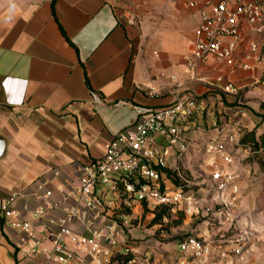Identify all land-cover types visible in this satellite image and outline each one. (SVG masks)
<instances>
[{"label": "crops", "instance_id": "obj_1", "mask_svg": "<svg viewBox=\"0 0 264 264\" xmlns=\"http://www.w3.org/2000/svg\"><path fill=\"white\" fill-rule=\"evenodd\" d=\"M191 1L0 0V139L5 142L0 264H46L54 252L51 234L60 231L68 209L79 207L75 192L83 171L146 112L179 99L195 100L200 113L186 128L188 151L198 140L192 130L205 122L231 121L229 113L244 117L247 132L264 135V36L244 24L233 63L210 58L192 67L203 6L192 8ZM230 84L233 89L226 91ZM251 167L258 173L257 166ZM44 183L53 191L50 202L60 207L37 219L35 212L46 208L38 191ZM14 196L21 219L33 225L30 234L14 229V219L1 212ZM198 198L204 203L203 195ZM178 214L184 215H172ZM95 222L111 224L104 218ZM238 223L249 228L239 218ZM71 229L88 235L79 222ZM224 229L195 230L194 237L231 248L237 232ZM127 237L133 247L128 264H175L180 256V242L173 250L165 246L164 255L152 243L134 244L135 231ZM68 247L85 257L70 242ZM122 259L86 257L85 264H122ZM246 264H256L251 254Z\"/></svg>", "mask_w": 264, "mask_h": 264}, {"label": "built area", "instance_id": "obj_2", "mask_svg": "<svg viewBox=\"0 0 264 264\" xmlns=\"http://www.w3.org/2000/svg\"><path fill=\"white\" fill-rule=\"evenodd\" d=\"M203 6L201 23L196 30L191 65L210 58L233 63L241 40V27L246 24L259 36H264V0H192L190 7ZM257 50L256 45L251 46ZM222 81V79H219ZM233 89L230 84L226 91ZM200 113L193 99H179L172 106L142 114L133 128L124 130L105 145L104 157L83 171L75 192L78 208L68 209L60 224V231L51 234L54 252L47 255L46 264H85V258H127L133 254L127 237L128 219L133 216L170 209L172 214L183 213L194 217L209 216L213 208L204 207L202 200L182 187L163 179L165 171L180 178L178 163L188 151L184 143L189 121ZM232 139V138H231ZM206 152L223 160L211 175L208 197L213 202L215 217H220L237 232L233 247L222 248L198 237H187L179 244L180 256L175 264H246L251 254L253 238L249 228L238 226L235 210L240 200V177L231 170L233 159L224 144L210 143ZM46 208L36 211L37 219H45L60 207L50 202L53 191L44 183L38 187ZM3 204L1 212L14 219L11 226L30 234L33 225L22 220L14 207L15 198ZM67 199H64L66 202ZM108 219L110 226L96 224ZM119 221H124L120 224ZM79 222L86 226L88 235L79 236L71 225ZM53 222L47 223V226ZM68 242L85 257L73 252ZM40 246V243L36 244Z\"/></svg>", "mask_w": 264, "mask_h": 264}, {"label": "rangeland", "instance_id": "obj_3", "mask_svg": "<svg viewBox=\"0 0 264 264\" xmlns=\"http://www.w3.org/2000/svg\"><path fill=\"white\" fill-rule=\"evenodd\" d=\"M114 1L117 4H127L125 0ZM234 113L228 114L231 121L218 120L213 121V123L205 122L198 125L192 130L197 133L198 137V140L192 141L193 147L185 153L181 161H176L177 155L173 157L178 163L176 168L179 170V179L184 184V189L197 197L203 195L204 203L202 205L205 208L206 206L213 208L212 213L208 217L204 213L191 219L184 215H172L158 223H155V214L146 212L140 215L141 218L133 215L128 219L127 231L125 230V232L126 234L128 231L137 232V239L133 241L134 244L140 246L144 243H152L156 248L164 249L162 253L165 255V246L172 250L175 249L178 243L187 237L196 236L195 230L209 232L211 229L226 228L224 230L233 235L230 226L220 217L213 215L216 208L208 197L211 175L224 162L220 157L208 154L206 147L210 143L224 144L228 155L233 159L231 170L241 180L240 200L235 214L237 219L247 223L253 236L251 240L252 262L264 264V180H259L257 171L251 170V165L246 164L245 152L239 148L240 140L247 133L245 127L241 125L244 117ZM218 116L221 117V115ZM119 223L122 225L124 221H119ZM155 259L153 257V261Z\"/></svg>", "mask_w": 264, "mask_h": 264}, {"label": "trees", "instance_id": "obj_4", "mask_svg": "<svg viewBox=\"0 0 264 264\" xmlns=\"http://www.w3.org/2000/svg\"><path fill=\"white\" fill-rule=\"evenodd\" d=\"M240 147L243 150L248 151L249 153L246 164L257 166L258 174L264 175V135L259 136L256 131L247 132L240 140ZM163 179L169 180L172 185L185 188L184 184L181 183L177 174L172 171H165ZM154 214L156 216L155 223L163 222L164 220L172 216V212L170 211V209H165L161 212L156 211L154 212ZM131 259V257L123 258L121 260L122 264H128Z\"/></svg>", "mask_w": 264, "mask_h": 264}, {"label": "water", "instance_id": "obj_5", "mask_svg": "<svg viewBox=\"0 0 264 264\" xmlns=\"http://www.w3.org/2000/svg\"><path fill=\"white\" fill-rule=\"evenodd\" d=\"M4 151H5V142L2 139H0V158L3 156Z\"/></svg>", "mask_w": 264, "mask_h": 264}]
</instances>
